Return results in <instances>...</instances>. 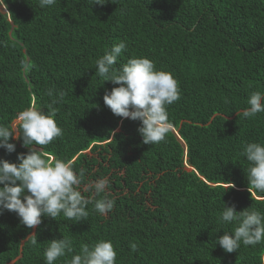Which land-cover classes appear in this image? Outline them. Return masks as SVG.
Here are the masks:
<instances>
[{"label": "trees", "instance_id": "1", "mask_svg": "<svg viewBox=\"0 0 264 264\" xmlns=\"http://www.w3.org/2000/svg\"><path fill=\"white\" fill-rule=\"evenodd\" d=\"M0 2V124L35 104L55 109L63 130L47 146L10 138L15 151L0 147V159L19 163L18 154L33 148L71 159L84 171L85 197L103 198L84 187L107 178L115 199L107 215L89 204L87 220L42 216L33 228L0 209V264H45L50 240L63 236L73 252L54 264L102 239L112 241L116 264H264V241L228 253L217 240L235 228L218 219L224 204L264 212V193L251 189L242 155L247 143L264 144V112L241 115L252 92L264 93V0ZM120 41L127 48L116 69L144 56L179 81L180 99L168 106L173 131L159 144H144L141 121L104 103L119 85L103 82L95 62ZM49 89L66 95L53 104ZM230 182L235 187L225 191Z\"/></svg>", "mask_w": 264, "mask_h": 264}, {"label": "clouds", "instance_id": "2", "mask_svg": "<svg viewBox=\"0 0 264 264\" xmlns=\"http://www.w3.org/2000/svg\"><path fill=\"white\" fill-rule=\"evenodd\" d=\"M107 2L91 0L92 4L98 5ZM38 4L41 8H51L56 0H38ZM0 5L3 3L0 2ZM126 48V43L120 41L95 62L96 73L103 78V82L111 81L119 85L105 92L104 103L114 115L141 121L138 132L144 144H159L173 131L168 106L180 99L179 81L171 72L157 69L155 62L144 56L129 58L116 69L114 65ZM47 95L56 104L63 100L66 93L59 91L54 96L53 89H49ZM247 104L249 107L241 113L243 118L264 112V93L252 92ZM55 117V109L44 111L35 104L19 111L10 126L0 124V147L8 152L15 151L16 145L9 142L10 138L22 139L26 147L49 145L63 135ZM242 155L250 164L247 178L251 189L264 193V144L247 143ZM18 160L19 163H12L0 159V209L14 211L28 228L41 224L42 216L57 219L62 214L74 222L87 220L89 204L93 205V211L101 215H107L114 208L115 199L107 192V178L90 181L84 187V191L93 192L96 197L103 193V198L93 199L82 194L80 188L85 180L84 171L77 172L73 160L56 158L34 148L27 154H18ZM233 187L232 182L224 185L225 191ZM218 219L224 224H235L233 231H225L217 237L219 245L228 253L237 251L241 244L256 246L264 241V212L255 207L236 211L235 205L224 204ZM37 242V238L31 240L33 246ZM137 247V243H130L132 252ZM71 252L73 245L70 238L52 239L44 251L45 264H54L58 258ZM116 257L112 241L102 239L92 246L82 245L80 253L73 255L68 264H116Z\"/></svg>", "mask_w": 264, "mask_h": 264}, {"label": "water", "instance_id": "3", "mask_svg": "<svg viewBox=\"0 0 264 264\" xmlns=\"http://www.w3.org/2000/svg\"><path fill=\"white\" fill-rule=\"evenodd\" d=\"M5 8L2 7V10H4ZM189 169V168H188Z\"/></svg>", "mask_w": 264, "mask_h": 264}, {"label": "rangeland", "instance_id": "4", "mask_svg": "<svg viewBox=\"0 0 264 264\" xmlns=\"http://www.w3.org/2000/svg\"><path fill=\"white\" fill-rule=\"evenodd\" d=\"M81 192H82V189H81Z\"/></svg>", "mask_w": 264, "mask_h": 264}]
</instances>
